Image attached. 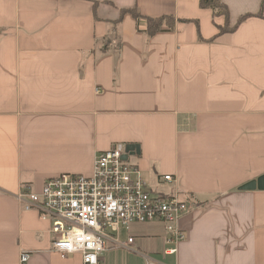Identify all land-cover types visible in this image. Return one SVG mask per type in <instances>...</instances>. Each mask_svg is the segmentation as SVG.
Wrapping results in <instances>:
<instances>
[{
	"label": "crops",
	"instance_id": "obj_1",
	"mask_svg": "<svg viewBox=\"0 0 264 264\" xmlns=\"http://www.w3.org/2000/svg\"><path fill=\"white\" fill-rule=\"evenodd\" d=\"M199 1L0 0V264H82L17 196L92 176L120 144L140 146L129 163L151 191L197 209L177 254L159 223L134 225L119 234L133 251L102 264H264V0H222L231 28L251 16L222 35ZM125 10L174 29L148 37Z\"/></svg>",
	"mask_w": 264,
	"mask_h": 264
},
{
	"label": "built area",
	"instance_id": "obj_2",
	"mask_svg": "<svg viewBox=\"0 0 264 264\" xmlns=\"http://www.w3.org/2000/svg\"><path fill=\"white\" fill-rule=\"evenodd\" d=\"M126 146L120 144L97 153L90 177L62 174L49 179L39 193L21 192L22 207L34 210L51 224L53 248L61 257L79 254L82 264H102L105 253L116 246L133 251L135 237L120 242L121 229L159 223L164 230L167 255L177 254L186 239L181 220L197 209L177 193L151 191L142 172L123 160ZM173 182V176H164ZM29 253L20 256L27 264Z\"/></svg>",
	"mask_w": 264,
	"mask_h": 264
},
{
	"label": "trees",
	"instance_id": "obj_3",
	"mask_svg": "<svg viewBox=\"0 0 264 264\" xmlns=\"http://www.w3.org/2000/svg\"><path fill=\"white\" fill-rule=\"evenodd\" d=\"M200 7L203 9H211L214 13V16H225L227 19V23L224 27L219 28V34H225L228 32H233L238 25H240L243 21L247 20L250 18V15L243 16L237 26L235 28H231L229 26L228 20H229V10L226 5L223 4L222 0H200L199 1ZM131 14L137 21V23L145 19L146 21V30L144 33L148 37H153L158 33L161 32H167V31H172L174 29L175 25V20L172 17H161V18H143L141 14L137 12V10H125L123 11L124 14ZM108 46H104V50H108Z\"/></svg>",
	"mask_w": 264,
	"mask_h": 264
},
{
	"label": "water",
	"instance_id": "obj_4",
	"mask_svg": "<svg viewBox=\"0 0 264 264\" xmlns=\"http://www.w3.org/2000/svg\"><path fill=\"white\" fill-rule=\"evenodd\" d=\"M140 146L136 144H130L126 148V153L123 156V160L127 161L129 159V156L131 155H137L140 156ZM255 188V183H250L247 184L246 186L243 187V190H251Z\"/></svg>",
	"mask_w": 264,
	"mask_h": 264
},
{
	"label": "rangeland",
	"instance_id": "obj_5",
	"mask_svg": "<svg viewBox=\"0 0 264 264\" xmlns=\"http://www.w3.org/2000/svg\"><path fill=\"white\" fill-rule=\"evenodd\" d=\"M134 160H135V158H134Z\"/></svg>",
	"mask_w": 264,
	"mask_h": 264
}]
</instances>
